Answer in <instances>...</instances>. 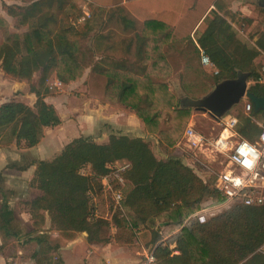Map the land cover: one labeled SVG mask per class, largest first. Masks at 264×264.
<instances>
[{
  "label": "rangeland",
  "instance_id": "374dc122",
  "mask_svg": "<svg viewBox=\"0 0 264 264\" xmlns=\"http://www.w3.org/2000/svg\"><path fill=\"white\" fill-rule=\"evenodd\" d=\"M33 1L35 0H0V43L7 35L22 42L25 32H34L38 25H44L53 43L51 46H41L39 52L41 51L42 59L47 61L53 53L56 54L60 50L63 42H66L72 44L73 57L83 65V72L76 78L63 81L54 68L44 81L49 86L44 91V87L39 85L40 68L30 79L12 77L0 68V102L18 100L36 111L35 102L40 95L30 90L33 85V88H39V93L47 103L55 106L62 119L55 126H44L39 141L33 146H27L23 139L17 141L15 135L10 137L14 124L0 132V203L3 200L8 201L14 211L12 224L18 230L16 234L6 235L3 228L1 229L3 235L0 234V253L5 256L8 264H23L29 258L34 264H37L36 258L43 260L39 264H47L46 257L51 256L56 260L60 255V251L52 248L53 244L67 243L78 237L72 245L79 244L81 247L75 249L68 245L66 250L74 260L80 261L81 256L88 253V262L92 259L95 264H100L101 260L104 264L102 252L112 251V261L116 264L120 258H124V252L132 254L136 250L143 252V249L152 247L153 233L151 227H148L150 224L144 225L140 231H134L126 225L110 226L108 222L103 225L101 235L108 239L110 244L104 246L107 243L105 241L94 244L88 241V244L85 243L87 246L82 244L84 238L80 236L79 231L67 235L57 229L45 210L40 209L44 215L43 220L38 216L32 217L30 201L42 193L32 181L38 156L51 159L67 142L77 136L90 137L94 142L105 143L109 135L122 134L121 127H104L103 124L91 120V114L112 113L116 109L115 105H98V102H103L104 99L115 100L108 96L118 91V85L112 84L111 77L101 73L102 69H130L127 62L133 61L131 70L138 72L139 76L144 69L150 67L148 73L151 78L164 82L176 102L185 94L199 96L207 91L214 83L212 74L216 72L209 71V68L200 62V48H203L196 41L194 31L205 27L204 16H212L213 11L226 20L238 42L255 46L258 50L253 63L260 73L259 82H264V72L261 69L264 49L258 44L264 41V0H36L38 5L35 11L39 15L28 13L25 23L6 9L7 4L26 6ZM218 4L220 8L216 7ZM60 33L65 37L62 45L57 46L56 34ZM138 38H147L141 46L140 58L136 45ZM41 44L37 43L36 47ZM21 46L24 50L23 43ZM210 60L212 61L211 58ZM136 62L141 66L136 67ZM213 67H216L214 62ZM120 80H124V76L118 79ZM254 82L248 77V88ZM94 92L96 100L90 97V93ZM246 101L247 98L243 97L227 112L238 118L236 122H242L244 115L249 112L244 107ZM155 106L159 109L157 126L165 129L172 121L177 122L175 113L163 99ZM252 120L259 127L263 117L254 116ZM218 121L207 111L190 107L179 136L172 145H167L156 132H150L153 135L143 138L150 144L157 158H179L203 181L214 187L217 173L226 165L225 155L215 151L211 143L221 128ZM189 122L193 130L204 137L202 142L192 144L185 138L176 144ZM132 123L137 125V121ZM102 132H105L104 141H101ZM134 133L141 132L125 134L135 136ZM236 133L242 136L238 131ZM242 137L255 141L257 131L253 130L250 135L244 134ZM259 146L264 149L263 145ZM124 159L130 163L124 171L125 174L131 167L130 160H111L107 163V172L96 176L97 183H93L88 189V219L104 223L103 220L106 219L103 215L110 209H123L128 215L129 210L122 207L114 196L115 190L119 188L117 180L107 176L113 170L114 162L117 160L120 163ZM12 162L17 166H11ZM78 171L82 175H94L90 162L82 163ZM122 192L125 190L122 189ZM94 203L97 205L94 206ZM220 203H216L215 212H221L233 204ZM94 207L97 215L91 219L90 210ZM117 213L116 210L114 214ZM111 220L113 221V216ZM134 239H137V243ZM263 243L264 241L262 247L261 244L258 246L259 251H264ZM117 244L122 245L121 251H118ZM122 264L127 263L122 261Z\"/></svg>",
  "mask_w": 264,
  "mask_h": 264
},
{
  "label": "trees",
  "instance_id": "16d2710c",
  "mask_svg": "<svg viewBox=\"0 0 264 264\" xmlns=\"http://www.w3.org/2000/svg\"><path fill=\"white\" fill-rule=\"evenodd\" d=\"M37 5L35 0L26 6L7 4L6 9L25 23L28 13L37 14ZM216 7L221 6L218 4ZM210 11L212 12V9ZM203 20L206 25L202 30L194 31L195 39L218 69L212 74L213 82L225 77H234L238 69L246 70L249 72V79L255 81L249 89L264 96V82H259L260 73L253 63L258 53L255 46L238 42L226 20L215 11L212 16L205 15ZM23 36L21 42L7 35L0 43V67L5 74L30 79L40 68L39 85L44 87V91L49 87L44 81L54 68L63 81L82 74L83 65L73 57L72 44L63 42L56 54L53 53L47 61L42 59L41 51L39 52L41 46H51L53 43L44 25H38L34 32H25ZM64 37V34H56L57 46L62 45ZM146 40L147 38L137 39L138 58L141 57V46ZM37 43L42 44L36 47ZM258 44L264 49V41ZM132 62H127L130 69L101 70V73L111 77L112 84L118 85L116 94L108 97L132 108L149 132H156L167 145H172L179 136L190 107H181L178 101H173L165 83L151 78L148 73L150 67L138 76V72L131 70ZM121 76H124V80L118 81ZM30 90L40 95L35 102L36 111L18 100L0 104V132L14 124L10 137L15 135L17 141L23 139L27 146H33L39 141L44 126H55L61 122L55 106L44 100L39 88H33L31 85ZM161 99L171 107V111L178 118L177 122L172 121L165 129L157 126L159 109H156L155 105ZM248 111L242 122L235 123L234 129L242 136L250 135L255 130L257 139L261 126L258 127L252 117L261 115L264 124V112H253V105ZM120 158H127L131 162L130 169L124 174L126 182L122 186L125 190L121 200L122 206L129 210L128 214L134 225L140 222L150 224L153 233L151 248L156 263L264 264V252L258 250V246L264 241V201L255 205L235 202L229 208L207 217L203 222L191 216L189 224L183 225L175 236L179 251L177 253L173 252L168 243H157L161 233L155 229L156 221H168L164 229L176 228L200 209L203 203H218L224 196L216 187L203 181L179 158H157L150 144L139 136L111 134L105 143L94 142L90 137L77 136L67 142L51 159H37L32 181L42 193L30 201L32 217L38 216L43 220L44 215L40 211L42 209L48 213L52 224L67 235L85 231L90 241L104 239L101 232L103 225L108 222L87 218V191L93 183H97L96 176L107 172V163ZM262 161L264 162V155ZM84 162L91 163L94 175L79 173L78 167ZM11 166L17 165L12 162ZM13 214L8 201L3 200L0 203L1 235L2 228L6 235L16 234L18 231L12 224ZM122 219L116 214L113 215L116 226L124 225ZM57 247L58 244L52 246L54 250ZM42 262L43 260L36 258V263ZM45 262L61 264V259L57 256L56 260H53L50 256L45 258Z\"/></svg>",
  "mask_w": 264,
  "mask_h": 264
},
{
  "label": "built area",
  "instance_id": "2783aa9c",
  "mask_svg": "<svg viewBox=\"0 0 264 264\" xmlns=\"http://www.w3.org/2000/svg\"><path fill=\"white\" fill-rule=\"evenodd\" d=\"M200 62L204 66L213 67L210 57L201 48ZM213 68V71L217 72V69ZM261 69L264 72V62L261 65ZM244 107L247 111L250 110L252 107L251 102L247 100ZM218 120L221 128L217 135L212 138L211 143L215 151L225 155L226 165L219 170L214 183V187L224 196L222 203L218 202L217 204H230L240 201L245 204H261L264 201V162L262 161L264 149H261L259 145L264 146V124H260L261 129L258 138L252 141L237 135L234 129L237 121L235 115L227 114ZM183 134L184 139H189L192 144H197L199 141L202 142L204 138L201 134H197L191 125L184 129ZM129 166L130 163L126 159L120 163L116 160L112 166L113 170L107 175L111 179L115 178L119 184V188L114 192L118 203H120L123 194L124 171ZM96 205L94 203V206ZM215 207H217L216 203L204 205L190 216L195 215L198 220L204 221L206 219L205 212H211ZM96 215L97 210L94 207L90 210V218L96 217ZM138 264H157L153 248L143 251Z\"/></svg>",
  "mask_w": 264,
  "mask_h": 264
},
{
  "label": "crops",
  "instance_id": "0c3cea01",
  "mask_svg": "<svg viewBox=\"0 0 264 264\" xmlns=\"http://www.w3.org/2000/svg\"><path fill=\"white\" fill-rule=\"evenodd\" d=\"M8 1V0H7ZM132 63H134V62H132ZM134 65V64H133ZM136 67L138 66V65H140V64H137V62H136ZM203 65V64H202ZM141 66V65H140ZM204 66V65H203ZM205 67V66H204ZM206 67H208L209 68V71H212V70H214V68L212 67V66H206ZM1 68V67H0ZM92 68V67H91ZM90 68V69H91ZM217 67H215V69H216ZM102 77H105V76H102ZM102 91H103V89H102ZM206 92V91H205ZM204 92V93H205ZM203 94V93H202ZM101 96H103L102 94H101ZM90 97H91V99H94V100H96L97 99V96H95V92L94 93H90ZM103 102H98V105L100 106V107H112L113 105H115L114 106V108H116L112 113H104V112H102L101 114H96V115H93V114H91V120L92 121H96V122H98L99 124H103V126L105 127V125H110L111 127H113V128H116V129H120V127L123 129V132H122V134H125L126 132H137V131H139V132H141V133H134V134H136L135 136H139V137H144V136H146V135H149V136H151V135H153V133H150L146 128H145V126H144V122L142 121V119L139 117V116H137L136 114H135V112H134V110L132 109V108H130V107H128L127 105H125V104H123L122 102H120L119 100H117V99H115V100H108V99H104V100H102ZM113 101V102H112ZM2 102H0V104H1ZM95 108H96V106H95ZM94 108V109H95ZM100 109V108H99ZM61 121H62V119H61ZM134 122V121H137V125H135V124H133L132 122ZM190 125H192V124H190V122L189 123H187V125H186V127L187 126H190ZM185 127V128H186ZM184 128V129H185ZM219 132V131H218ZM217 132V133H218ZM105 133V132H104ZM103 132H102V136H101V141H104L105 140V134H104ZM183 133H184V131H183ZM182 133V135H181V137H180V139L179 140H177V143L176 144H179V142H181L182 140H185L184 139V134ZM217 133L215 134V135H217ZM156 135V134H155ZM144 139V138H143ZM145 140V139H144ZM157 141V140H156ZM38 158L39 159H44V157L43 156H38ZM124 197V194H122V198ZM122 200V199H121ZM121 206H122V203H121V201H120V203H119ZM207 204H211V203H206V204H202V207L204 206V205H207ZM122 207H124V206H122ZM118 211V213L116 214L118 217H122L123 219V223H124V225H126L127 227H129L130 229H134V231H140L141 229H142V227H144V225L145 224H142V223H140V224H142V225H140V224H138V225H134L133 224V222H132V219L130 218V216H129V214L127 215L125 212H123V209L121 210V209H110V210H108V212H106V214H104L103 215V218H105L106 220H107V222H109V225L110 226H116L115 225V223H113V221L111 220L112 219V216H113V214L115 213V211ZM199 210V209H198ZM215 210H216V208L213 210V211H211V212H205V214H206V219H207V217H208V215L209 214H211V213H213L212 215H214V214H216V213H218V212H215ZM197 211V210H196ZM129 213V212H128ZM194 213V212H193ZM192 213V214H193ZM211 215V216H212ZM193 217H195L196 219H197V217L195 216V215H192ZM47 217V216H46ZM95 217H93V218H91V219H94ZM190 218H191V216L189 217H187L184 221H183V223L180 225V226H178V227H176V228H173V229H164V227H165V225L167 224V222L168 221H166V220H163V221H165L166 223L164 224V225H161L160 227H159V229H157V225L159 224V222H163V221H160V220H158V221H156V223H155V229L158 231V232H160L161 233V238L160 239H158L157 240V243H159V242H164V243H168V245H169V247L171 248V249H173V252L174 253H177V252H179L178 251V249H177V247H176V245H177V243H176V240H175V236H176V234L178 233V231L181 229V227L183 226V225H185V224H189V221H190ZM105 220V221H106ZM198 220V219H197ZM199 222H203V221H200V220H198ZM146 226V225H145ZM148 227H151V226H148ZM140 229V230H139ZM152 230V229H151ZM80 232V236H82L83 238H84V241L82 242V244L83 245H87L88 244V241L89 242H93L92 244H94L95 242L97 243V242H101V241H105V242H107V243H105L106 245H104V246H107V245H109L110 243L108 242L109 240L108 239H106L103 235H102V237H104V239H101V240H97V241H90V240H88V238H87V233L85 232V231H79ZM133 232V231H132ZM1 237V236H0ZM78 238V237H77ZM77 238H73V239H71L69 242H67V243H60L59 245H58V247H57V249L56 250H58V251H60V255H59V258L61 259V264H76V263H78V264H95L94 263V261L92 260V259H90L89 261L90 262H88V258H86V257H88V253L84 256H81V258H80V261H78V260H74V258L72 257V256H70L67 252H66V250H67V248H68V245H72L73 243H75V239H77ZM134 241H135V243H137V239H134ZM85 243H87V244H85ZM264 244V243H263ZM73 246V248H75L76 249V247L77 248H80L81 247V245H79V244H74V245H72ZM88 246V245H87ZM117 248H119L118 249V251H121L120 250V247H122V245H119V244H117ZM93 247H96V245H93ZM260 247H262V244H261V246ZM150 249V248H149ZM144 250H147V249H143V251ZM89 252V251H88ZM264 252V251H263ZM139 253V254H138ZM142 253L143 252H141V251H138V250H136L135 251V253H127L126 254V252H124L123 253V257L124 258H120L119 259V261H117V262H115L116 264H122V261H124L125 263H127V264H134V263H136V264H138L139 263V260H140V258H141V256H142ZM102 254L104 255V258H105V262H104V264H114V262L112 261V257H113V252L111 251V252H106V251H104V252H102ZM114 254H116V253H114ZM57 258V257H56ZM85 258V259H84ZM115 260H117V259H115ZM36 263V262H35ZM103 264V261L101 262V260H100V264ZM0 264H8V262H7V259L5 258V256L3 255V254H1L0 253ZM23 264H34V261L31 259V258H29V259H27V261L26 262H24ZM37 264H39V263H37ZM157 264H160V263H157Z\"/></svg>",
  "mask_w": 264,
  "mask_h": 264
},
{
  "label": "water",
  "instance_id": "95a60500",
  "mask_svg": "<svg viewBox=\"0 0 264 264\" xmlns=\"http://www.w3.org/2000/svg\"><path fill=\"white\" fill-rule=\"evenodd\" d=\"M248 77V71L238 69L234 77H225L212 83L210 88L199 96L188 94L181 96L180 106L202 109L215 119H219L246 97L253 105V112L259 110L264 112V96L257 95L248 88ZM165 223V221L159 222L157 229Z\"/></svg>",
  "mask_w": 264,
  "mask_h": 264
}]
</instances>
